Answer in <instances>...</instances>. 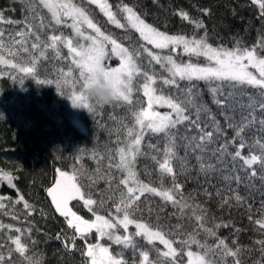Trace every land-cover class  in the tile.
Instances as JSON below:
<instances>
[{
    "label": "snow or ice",
    "instance_id": "snow-or-ice-1",
    "mask_svg": "<svg viewBox=\"0 0 264 264\" xmlns=\"http://www.w3.org/2000/svg\"><path fill=\"white\" fill-rule=\"evenodd\" d=\"M23 2L28 13L25 19L21 22L8 21L24 25L16 31V36L20 39L12 38V43L20 47L15 50L6 49L4 33L0 32V65L11 69L9 76L18 80L20 85L27 77H31L40 85L53 84L52 79H37L38 61L45 57L48 49H51L57 58L64 59L60 47L63 46L67 49V59L76 71L72 68L68 71L61 70L55 83L61 93L66 88H71L68 98L72 106L83 108L92 115H96L98 109L105 107L94 105L86 95L90 80L100 74L116 91L117 99L114 104L128 106L133 119L131 126L125 125L126 135L123 140L117 139V148L108 149L107 167L109 170L115 169L119 175H113L111 171L105 173L103 167H98L96 175L89 176L90 182L85 184L81 180L86 174L82 165L74 167L71 172L58 169L54 186L46 190L55 211L65 219L69 229H74L71 248L75 249L77 239L84 241V249L81 252V255L87 258L84 264H128L125 250H131L133 257L138 253V264H184L183 257H187V264H244L241 257L245 248L239 244L238 239H232L229 243L228 237L218 234L220 228L229 227L232 222L210 214L209 208L197 201L192 193L185 194L183 185L178 182V176L188 171L189 152L197 153L195 159L199 173L208 176L217 171L215 165L206 158V154L209 145L219 139L224 129L208 106L201 102L194 82L204 81L210 85L212 102L223 109L221 115L225 117L227 127L234 130L231 140H226L218 148L211 150L213 155L219 153L216 155L218 163H223L225 157H230L232 163L231 169H227L220 177L228 186L231 195H223L220 189H217L215 194L221 198V207H231L233 201L236 206L247 204L246 197L230 185L233 181L237 186L243 182L250 183L252 178L257 177L254 166L264 171V136L253 144H249L245 136L246 131L257 123V111L261 113L258 120L259 131L264 133V47L260 46L259 41L248 45L243 37H235L231 47L213 46L209 42L203 21L193 18L187 11L180 10L174 14L193 25L192 32L170 34L146 22L147 13L137 11V6L129 5L124 0L115 5L111 0H87L88 5H94L95 9L103 14L108 24L125 32L131 30L143 41L137 44L131 35H125L123 39L129 41L125 45L119 36L107 31L98 23L92 10L85 6L84 0ZM251 2L260 9L257 18L264 17V0ZM41 8L47 11L48 17L42 14ZM202 11L208 15L210 10ZM37 20L39 24L36 23ZM61 26L70 28L72 34H65L61 31ZM201 29L203 34H200ZM47 30H50V34L45 40L43 32ZM8 35L11 38V33ZM25 37H34L30 48ZM5 50L11 58H5ZM21 51L28 53L27 60L20 56ZM181 55L189 57L188 61L179 59ZM112 57L118 58L119 66L113 67L108 63ZM193 57L196 61L203 57L205 63L193 61ZM155 65H159L161 71L157 72ZM138 79L142 81L139 87ZM181 82L186 84L181 86ZM169 86L176 89L175 94L164 91ZM141 90L146 106H143L144 102L138 98L134 99V94ZM237 95L247 97V103L240 106L249 110L248 115L242 117L238 123L230 114L234 111L230 101ZM160 108L170 111L161 112ZM193 114L195 119H192ZM203 118L211 122V130H207L209 125L202 122ZM188 125L195 128L196 135L188 134L191 130ZM180 126H185L184 136L180 135ZM146 137L149 138L147 143ZM152 138H156L157 143H151ZM180 141H184L183 145ZM236 141L239 143L236 144ZM230 145H235L234 151H229ZM181 146L185 151L184 156L179 155ZM145 148L148 151H145ZM245 148L248 149L247 155L243 153ZM95 155L94 150V158ZM141 158L151 159L155 163L156 179L145 182L140 178L137 164ZM100 159L103 160V155ZM237 161H242V164ZM238 170L245 171L246 175H234ZM144 172L149 177L152 176L148 165H145ZM169 178L171 183H168ZM259 178L264 182V175ZM13 180L12 174L0 171V182H7L10 188H16ZM99 180H105L107 186L105 189L94 191ZM146 194L159 197L166 204L178 209V219L194 220L192 230L187 231L182 224L169 225L166 220L161 223L164 218L159 214L154 221L151 218L145 219L141 197L147 202ZM203 194L209 198L213 195L207 188L203 189ZM17 196L18 199L12 202V206L23 204L27 215L31 216L35 206L25 200L18 189ZM5 199L10 198L0 196V209H5ZM72 201H81L94 219H85L78 215L70 206ZM247 210L249 220L252 221L251 205H248ZM148 211L151 214L152 210ZM259 211L261 216L255 219L254 223L258 225L259 230H264V200L261 201ZM6 214L11 215L13 219H19L14 213ZM130 227L135 231L130 232ZM5 228L18 233L16 236L8 235V240L14 245V251L26 260L27 264H41L40 260H33L26 255L28 247L22 242L25 233L29 234L30 239L32 227L21 228L0 222V230ZM120 229H123L122 233ZM93 232L96 234L95 243L89 240ZM261 235H264V232H261ZM105 239L121 246L120 251H112L109 246L103 245L100 241ZM210 239L215 242L209 243ZM65 241L67 247V238ZM141 241L146 242L147 247ZM157 242L163 245L165 250L158 248ZM256 243L260 245L261 257L254 264H264V240H258ZM4 247V244H0V249ZM12 251V248H8L9 258ZM153 254L155 258L150 259ZM229 257L232 261L228 260ZM0 264H5L2 251ZM132 264H137V261L133 259Z\"/></svg>",
    "mask_w": 264,
    "mask_h": 264
},
{
    "label": "trees",
    "instance_id": "trees-1",
    "mask_svg": "<svg viewBox=\"0 0 264 264\" xmlns=\"http://www.w3.org/2000/svg\"><path fill=\"white\" fill-rule=\"evenodd\" d=\"M111 2L115 5L120 0H111ZM124 2L137 6V11L147 13L146 22L159 27L161 30H166L170 34L192 32L193 25L174 14L180 10L187 11L193 18H199L203 21L208 32L209 42L213 46L231 47L235 42V37H243L248 45H252L257 40L258 30H264V17L257 18L260 9L251 0H155V2L154 0H124ZM84 4L92 10L98 23L107 31L119 36L125 45L129 43L128 40L123 39L125 35H131L132 40L137 44L143 43L139 40L137 33L131 30L125 32L122 29H116L114 25L107 23L106 18L99 13L98 9H95L94 5H88L87 0H84ZM203 9H209V14L205 15ZM40 11L45 17H48L46 10L41 8ZM27 15L23 0H0V17L3 18L0 19V32L4 33L6 49L13 48L15 50L20 47V45L12 43V38L20 39L19 36H16V31L24 26L22 23H8V21L21 22ZM36 23L39 24V20ZM61 31L68 35L72 34L70 28H63V26H61ZM9 33H11V38ZM49 34L50 30L44 31L43 38L47 40ZM200 34H203V29L200 30ZM25 39L28 40L27 46L30 48L31 40L34 37H25ZM60 47L64 59L57 58L55 53L48 49L45 57H41L38 61L39 76L37 79H52L54 81L51 85H41V88L44 89L42 97H36L34 94L37 85L34 84L36 83L34 79L27 77L20 85L18 80L9 76L11 69H8L6 65H0V171L12 174L13 183L16 185V188H10L7 182H0V196L10 198L6 199V203L11 206L12 202L18 199V189L25 200L35 206L33 214L28 216L27 210L21 208L22 204L15 205V207L21 208V211H16V213L7 205L5 209H0V222L21 228L32 227L30 239L29 234L25 233L22 242L28 247L26 255L32 257L33 260H40L41 264H84L86 257L81 255L84 249V241L77 239L75 249L71 248L73 232L65 226L62 219L54 215L46 199L45 191L53 183L58 169L71 172L74 167L82 165L86 169V174L81 177L85 184L90 182L89 176L96 175L98 167H103L105 173L111 171L113 175H119L115 169L109 170L107 167L108 149L117 148V139L123 140L126 135L125 125L131 126L133 119L126 105L117 106L113 103L110 106H105L102 110L98 109L96 115L90 114L83 108H74L68 98L71 88H66L61 93L55 83L61 70L68 71L69 68H72L73 71H76L71 65V61L67 59V49L63 46ZM148 47L151 48L150 45ZM153 51L157 50L153 49ZM4 55L5 58H11L7 55L6 50ZM36 55L38 56L39 53ZM20 56L24 60L28 59L26 52L21 51ZM49 59L51 60L48 61ZM179 59L188 61L189 57L181 55ZM192 60L196 61V58L193 57ZM118 61V58L112 57L108 63L113 66L118 64ZM51 62L55 65V72L43 76V68ZM196 62L205 63L203 57ZM145 66L147 67V64ZM155 70L161 71L159 65H155ZM76 74L78 75V72ZM165 75L167 74L165 73ZM141 82L140 79L137 80L138 87ZM194 83L200 93L201 102L208 106L224 131L215 143L209 145V151L206 154V158L215 165L217 171L208 176L199 173L195 159L197 153L189 152L188 171L178 176V182L183 185L184 193H192L197 201L209 208L210 214H214L224 221L232 222L229 227L220 228L218 234L221 237H228L229 243L232 239H238L239 244L245 248L241 257L244 264H254L261 257L260 245L256 241L264 240V235H261L264 230H259L258 225L254 223L255 219L261 216L259 210L261 209V201L264 200V182L259 177L264 175V171L258 166H254L257 170V177L252 178L250 183L243 182L239 186L236 185L235 181L231 183V188L236 189L242 196L246 197L247 204L242 203L236 206L233 201L231 207L228 205L220 206L221 198L215 193L217 189H220L223 195H231L228 186L220 177L227 169H231L232 163L230 157H225L223 163H218L216 155L219 153L213 155L211 150L218 148L226 140H231L234 130L227 127L225 117L221 115L223 109L212 102L213 96L209 91L210 85L204 81ZM185 84L186 82H181V86ZM164 91L176 93V89L171 86L166 87ZM249 91L252 90L249 89ZM36 92L38 93L39 90ZM137 98L144 102L143 106H146L142 90L134 94V99ZM246 103L247 97L239 95L230 101L234 109L230 114L235 122H240L242 117L248 115L249 110L240 106ZM167 111L170 110L162 108V112ZM256 116L257 123L245 133L249 144H253L255 140L264 136V133L259 131L258 120L261 113L257 111ZM192 119H195L194 114ZM202 122L209 125L207 130H211L210 121L203 118ZM187 127L191 129L188 134H197L195 128L190 125ZM185 134V126H180V135L184 136ZM148 139V137L145 138V143L148 142ZM151 143H157L156 138H152ZM180 143L183 145L184 141H180ZM235 143L238 144L239 141ZM94 150L96 152L95 158L93 157ZM234 150L235 145H230L229 151ZM253 150L258 151V149ZM145 151L148 149L145 148ZM243 153L247 155L248 149L245 148ZM101 155H103V160L100 159ZM113 155H115L114 151ZM179 155H185L182 146L179 149ZM237 163L242 164V161H237ZM145 165H148L152 171L151 177L145 174ZM156 167L151 159L141 158L137 164L140 178L145 182L156 179ZM234 175L244 177L246 172L238 170ZM168 183H171L170 178ZM106 186L105 180H99L94 191L105 189ZM205 188L213 194L211 198L203 194ZM146 196L148 197L147 202H144V197H141V208L145 219L151 218L154 221L156 215L159 214L160 217L164 218L161 223L166 220L169 225L182 224L187 231L192 230L195 225L194 220L178 219V209L171 204H166L159 197H153L149 194ZM248 205L252 207V221L249 220ZM71 206L82 218L94 219L81 201H74ZM9 209L13 212H10ZM149 209L152 210L151 214ZM6 213H14L19 216V219H13L11 215ZM173 213L177 214L174 215ZM129 231L134 232V229L131 227ZM8 235L16 236L18 233L7 228L0 230V244L5 245L0 251L4 253L5 264H27V261L14 251V245L8 240ZM65 238H67V247ZM89 240L91 243L96 242L95 232L90 234ZM103 241L106 242V240L100 242ZM214 242L212 239L209 240V243ZM141 243L147 247L146 242L141 241ZM175 246L178 247V245ZM157 247L165 250L163 245L158 242ZM8 248L13 249L10 258L7 254ZM120 249L121 246L118 245L110 247V250L116 252ZM247 249L252 251L248 252ZM193 250H195L194 246ZM125 251L128 264H132L133 259L138 264V253L136 257H133L131 250ZM154 258L155 254L150 256V259ZM228 260L232 261V258L229 257ZM183 261L184 264H187V257H183Z\"/></svg>",
    "mask_w": 264,
    "mask_h": 264
},
{
    "label": "clouds",
    "instance_id": "clouds-1",
    "mask_svg": "<svg viewBox=\"0 0 264 264\" xmlns=\"http://www.w3.org/2000/svg\"><path fill=\"white\" fill-rule=\"evenodd\" d=\"M257 40L264 47V30H258ZM86 95L97 106L111 105L117 99L115 89L100 74L90 80Z\"/></svg>",
    "mask_w": 264,
    "mask_h": 264
},
{
    "label": "rangeland",
    "instance_id": "rangeland-1",
    "mask_svg": "<svg viewBox=\"0 0 264 264\" xmlns=\"http://www.w3.org/2000/svg\"><path fill=\"white\" fill-rule=\"evenodd\" d=\"M51 59H49L48 61H50ZM47 63H49V62H47ZM52 63V62H51ZM51 63L50 64H46L45 66V68H43V71H42V75L43 76H45V75H51V74H53L54 72H55V65L52 63V65H51ZM116 66H119V61H118V64H116V65H113V67H116ZM36 82V81H35ZM34 84H37V83H34ZM35 90L37 91V90H39V92L37 93L36 91H34V94H35V96L37 97V96H39V97H42V95H43V93H44V89L43 88H41V85H39V84H37L36 85V87H35ZM159 111H161L162 112V108H160L159 109ZM7 200L5 199L4 201H3V203H5ZM6 204V203H5ZM9 207H11V206H9ZM21 208L22 209H24L23 208V204L21 205ZM21 208L20 207H11V209L12 210H17V211H21ZM11 209H9V211L10 212H13ZM16 213V212H15ZM17 213H19V212H17ZM20 214V213H19ZM131 228V227H130ZM134 229V228H133ZM134 231H135V229H134ZM120 232L122 233L123 232V229H120ZM106 240V239H105ZM111 244V246L112 245H114V244H112V242L111 241H109V240H106V242L105 241H103L102 242V244L103 245H105V246H107V244ZM87 259V258H86Z\"/></svg>",
    "mask_w": 264,
    "mask_h": 264
},
{
    "label": "water",
    "instance_id": "water-1",
    "mask_svg": "<svg viewBox=\"0 0 264 264\" xmlns=\"http://www.w3.org/2000/svg\"><path fill=\"white\" fill-rule=\"evenodd\" d=\"M56 178H57V175L55 176L53 183H52L49 187L54 186ZM49 187H48V188H49ZM48 188H47V189H48ZM47 189H46V190H47ZM45 195H46V198H47V200H48L49 206H50L51 210L53 211L54 215L57 216V217L60 218V219H64L63 217L59 216V214L55 211V207L52 205V203H51V198L47 195V191L45 192ZM72 203H73V201L70 202V206H71Z\"/></svg>",
    "mask_w": 264,
    "mask_h": 264
},
{
    "label": "flooded vegetation",
    "instance_id": "flooded-vegetation-1",
    "mask_svg": "<svg viewBox=\"0 0 264 264\" xmlns=\"http://www.w3.org/2000/svg\"><path fill=\"white\" fill-rule=\"evenodd\" d=\"M6 203V202H5ZM7 205H9L10 206V204L9 203H6V206ZM11 207H12V205H11ZM17 207V206H16ZM15 211V210H14ZM17 211V210H16ZM15 211V212H16ZM57 217V216H56ZM63 220V223L65 224V226L67 227V224H66V222H65V219H62ZM68 228V227H67ZM69 229V228H68ZM70 231H72L73 233H74V229H69ZM107 246H109V247H112L111 246V244L109 243V244H107Z\"/></svg>",
    "mask_w": 264,
    "mask_h": 264
}]
</instances>
